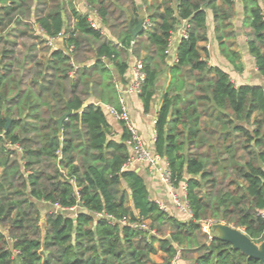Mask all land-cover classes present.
<instances>
[{
	"label": "trees",
	"instance_id": "obj_1",
	"mask_svg": "<svg viewBox=\"0 0 264 264\" xmlns=\"http://www.w3.org/2000/svg\"><path fill=\"white\" fill-rule=\"evenodd\" d=\"M86 1L108 35L91 27L74 0H37L34 13L32 0H0V264H264L200 226L209 218L243 229L255 243L264 240V87L236 86L209 65L203 47L210 10L222 53L242 70L227 44L236 36L240 2L246 45L264 77V0ZM142 14L152 26L133 39L130 25ZM184 20L188 38L170 65L169 39ZM21 24L33 41L34 25L46 36H66L65 50L47 48L44 58L28 55L27 68L9 69L14 51L4 45H14L10 36ZM89 53L93 62L82 65ZM131 56L143 62L145 113L160 76L170 77L155 152L166 158L172 185L186 187L187 220L150 200L143 177L126 168L125 125L120 141L110 137L102 105L119 109L116 76H125ZM72 61L80 65L74 78ZM90 98L98 104L85 105ZM142 221L149 231L131 226ZM158 248L163 259L154 263Z\"/></svg>",
	"mask_w": 264,
	"mask_h": 264
},
{
	"label": "crops",
	"instance_id": "obj_2",
	"mask_svg": "<svg viewBox=\"0 0 264 264\" xmlns=\"http://www.w3.org/2000/svg\"><path fill=\"white\" fill-rule=\"evenodd\" d=\"M78 4L77 8L84 13L85 9ZM138 5H142L141 0H136ZM153 0H149L152 2ZM243 8L240 2L236 4L235 14L232 20L234 25V29L236 31V36L228 39L227 44L231 46V49L238 51L240 55V61L238 60V64L240 63L242 66V70L238 71L234 68V66L228 61V59L222 53V47L215 39L214 35V21L213 14L209 10L207 12V27H208V42L203 44V47H206L208 51V63L211 67H218L222 69L224 72L229 74L232 82L236 86L250 85V86H262L264 87V77H262L256 67L255 60L252 55L249 53L248 47L246 45L247 37L243 34L242 23H243ZM31 18L30 20H32ZM30 20L28 22H30ZM74 19L70 18L67 21L68 24H73ZM108 35V33H107ZM41 48H45L40 51L36 50V58H40L51 52L47 49V47L42 46ZM65 50L63 40H59L55 45V48L52 50ZM40 51V52H39ZM90 55L84 61L80 63L82 65H90L93 62V54ZM177 57V40H175L174 48L168 54V64H175L174 58ZM46 58V57H45ZM129 69L126 72L123 78L117 77V85L120 92V96L125 98L126 103L128 105L132 120L135 126L138 128L142 139L145 144L148 146L149 151L151 153L155 152V123L157 119V111L159 109L161 103V96L164 89L167 88L169 83V75L164 73L160 76L157 83V94L154 97V101L152 103L151 109L148 113L144 112L143 103L139 96V94H131L127 91L129 84L133 81V65H134V57L131 56L129 59ZM94 103L98 104V102L94 98H90L87 104ZM105 110V109H104ZM106 112V118L111 127V138L120 141L124 134V126L123 123L117 119H115L112 115ZM165 165L162 163V166ZM129 170H133L141 175L145 181V184L149 191L150 200L155 201L158 204H164L167 207V212L171 215L176 216L178 219L187 220L190 217L186 214L178 210L172 203V199L170 197V190L168 186L164 183L159 173L150 169L148 164L143 161H134L129 166L126 167ZM43 207V205H42Z\"/></svg>",
	"mask_w": 264,
	"mask_h": 264
},
{
	"label": "built area",
	"instance_id": "obj_3",
	"mask_svg": "<svg viewBox=\"0 0 264 264\" xmlns=\"http://www.w3.org/2000/svg\"><path fill=\"white\" fill-rule=\"evenodd\" d=\"M74 3L77 5L78 0H74ZM79 5L83 7L84 13L88 15L89 22L91 27L99 30L101 34L107 35V30L102 26V19L97 12L96 9H93L86 0H81ZM152 26L150 20L145 17L144 21V30H148ZM37 36L35 42L37 43L38 47L45 46L47 48L53 49L59 40H64L66 36L59 35L56 37H49L46 36L42 29L38 25H34ZM190 25L186 20L182 21V24L178 27L176 31H174L169 39L167 53L169 54L170 51L174 48L175 40H177V44L183 40L188 38ZM73 50V47L70 46L66 49L67 53H70ZM174 61H177V57L174 58ZM72 64V71L70 72V77L74 78L76 75V71L80 68V65L75 61L71 62ZM145 72L143 70V62L141 59L134 57V65H133V81L129 84L127 91L131 94H140L142 90V85L145 80ZM102 107L107 111L108 114L112 115L115 119L121 121L127 131L129 132V138L125 140L127 146H129L131 155L128 159L126 167L129 166L134 161H143L148 164L151 170L160 174L164 183L168 186L170 190V197L172 199L173 205L183 213H186L189 217H192V212L189 207V204L186 200V187L181 186L179 188H175L171 183V173L167 166L166 158L156 154L151 153L145 146L142 136L138 128L135 126L128 105L126 103L125 98H119V109L111 106L102 105ZM162 163L165 165L162 166ZM159 206L166 211L167 207L164 204H159ZM127 221H123V224H126ZM213 219H204L200 222L201 231L204 234L212 235L211 231L215 224H217ZM132 227L138 228L144 231H149V223L147 221H142L140 223H132Z\"/></svg>",
	"mask_w": 264,
	"mask_h": 264
},
{
	"label": "water",
	"instance_id": "obj_4",
	"mask_svg": "<svg viewBox=\"0 0 264 264\" xmlns=\"http://www.w3.org/2000/svg\"><path fill=\"white\" fill-rule=\"evenodd\" d=\"M144 21L145 15L142 14L135 27L130 25L133 39H136L144 33ZM71 113L72 111H69L63 118H66ZM10 123L11 119L7 118L6 129L9 128ZM211 233L215 238L230 243L233 249L240 250L247 255L249 259L253 258L259 260L261 263L264 262V240L260 243H255L245 231L225 223L215 224Z\"/></svg>",
	"mask_w": 264,
	"mask_h": 264
},
{
	"label": "rangeland",
	"instance_id": "obj_5",
	"mask_svg": "<svg viewBox=\"0 0 264 264\" xmlns=\"http://www.w3.org/2000/svg\"><path fill=\"white\" fill-rule=\"evenodd\" d=\"M36 5H37V0H32V2H31V6H32V9H33L32 13H34V11L36 12V10H35ZM66 17H67V21H69V19H70L69 13H67ZM25 19H27V21H29L31 18L28 17V18H25ZM30 21H33V20H30ZM23 29H24V25L23 24L19 25L17 31L14 30L15 33L17 32V36L16 37L15 36H10V40L14 42V45H12V46L4 45L5 48L12 49L14 51V54L11 56L13 62H12L11 67H9V69H14L16 71H19V69L27 68V67H25L27 56L36 54L35 51L32 52V50H31V47H32L33 43H35V40L34 41L31 40L30 36L27 33L22 35L21 34V30H23ZM11 31H12V29L10 30V28H9L7 33L11 32ZM36 32L37 31H35V33ZM11 35H14V33L11 34ZM41 47H38V48H41ZM1 48H3V45L0 47V52L2 51ZM89 55L90 54H87V56H89ZM144 144H145V142H144ZM145 146L149 150V148H148V146L146 144H145ZM241 230H243V229H241ZM156 246L158 247V244H156ZM152 259H153L154 263H159V262L162 261L163 253L159 250V248H158V252L155 255L152 256Z\"/></svg>",
	"mask_w": 264,
	"mask_h": 264
}]
</instances>
